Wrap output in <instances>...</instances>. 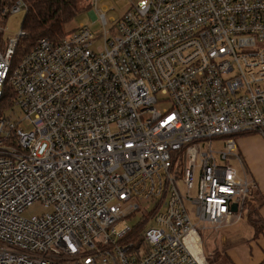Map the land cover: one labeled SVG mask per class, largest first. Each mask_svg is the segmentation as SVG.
<instances>
[{
    "label": "built area",
    "instance_id": "obj_1",
    "mask_svg": "<svg viewBox=\"0 0 264 264\" xmlns=\"http://www.w3.org/2000/svg\"><path fill=\"white\" fill-rule=\"evenodd\" d=\"M2 1L0 36L27 9ZM90 13L102 30L40 38L17 63L22 32L0 43V264H209L202 233L240 222L252 189L226 163L242 165L234 137H264V0Z\"/></svg>",
    "mask_w": 264,
    "mask_h": 264
},
{
    "label": "trees",
    "instance_id": "obj_2",
    "mask_svg": "<svg viewBox=\"0 0 264 264\" xmlns=\"http://www.w3.org/2000/svg\"><path fill=\"white\" fill-rule=\"evenodd\" d=\"M15 1L16 0H3L2 3L3 5H11ZM21 1L25 4L27 9L21 21L20 30L22 34L19 36L16 46L15 63H17L27 52L32 50L35 47L36 41L40 38L46 37L55 42L62 40L70 31H72V29L68 28V24L80 13L90 9L91 6V0ZM5 19L6 17L2 22L5 21ZM8 95H10L9 92L7 96ZM1 104L2 100L0 101V105ZM229 137H234V135ZM184 152L185 149H182L177 153L178 158L175 161V167L178 174H181L185 165L183 157ZM250 194L244 201L242 220H246V222L252 227L254 232L252 237L256 238L262 231V226L259 223L260 215L258 212L260 203L251 201L252 199L249 198ZM146 225L147 219L139 223L137 222L132 230L125 236L124 240L136 242L137 245L142 244V231ZM221 253V251L216 250V252L211 255L212 257H207L209 264H212L214 256H217V259L221 260L223 264H234L226 254L222 255ZM261 264H264V259Z\"/></svg>",
    "mask_w": 264,
    "mask_h": 264
},
{
    "label": "rangeland",
    "instance_id": "obj_3",
    "mask_svg": "<svg viewBox=\"0 0 264 264\" xmlns=\"http://www.w3.org/2000/svg\"><path fill=\"white\" fill-rule=\"evenodd\" d=\"M132 1L137 0H97L95 7L106 11L108 17L117 18L121 16L131 5ZM94 0H91V8L80 13L75 19H73L69 24L68 28L73 29L78 24L83 23L92 27L93 30H102V26L99 20L93 22V18L91 16V10H93ZM24 12L21 10L18 13H10L7 15L5 21L2 22L3 30L0 36V43L6 42L8 39L15 38L20 33L21 21L23 19ZM111 27V23L106 25V29ZM239 135L235 136L234 139L237 144V138H240ZM247 138V142L255 149H261V145L264 146V137L262 134L258 132H252L244 135ZM222 138H215L212 140L213 148L224 150ZM202 150H208V145L204 143L202 146ZM235 153L239 155L238 149H236ZM242 160V165L233 157H228L226 163L236 168L238 172L242 173L244 170L243 162H245V158L243 155H239ZM219 162L218 158H216ZM188 206V205H187ZM46 209L39 203H34L30 205L24 211V216L30 217L32 215H41L44 213ZM196 219L193 218V221ZM135 220H133L134 222ZM206 231V232H205ZM202 233L204 252L207 257H212L216 250L221 251L222 255L226 254V251L235 244H244L252 237V230L249 225L245 222V220H241L237 224H232L229 226H225L219 231L214 230H205ZM254 245L257 246V241H253ZM264 245V242H261ZM220 253V252H219ZM212 264H223L221 260L217 259V256L213 257Z\"/></svg>",
    "mask_w": 264,
    "mask_h": 264
},
{
    "label": "crops",
    "instance_id": "obj_4",
    "mask_svg": "<svg viewBox=\"0 0 264 264\" xmlns=\"http://www.w3.org/2000/svg\"><path fill=\"white\" fill-rule=\"evenodd\" d=\"M248 133L239 135L240 138H237L236 146L240 152L239 155L242 154L245 158V162H243L244 170L241 174H244L252 182L249 198H251L253 202L260 203L258 212L262 231L256 238L251 237V239L244 242V244L230 246L226 251V255L234 264H261L264 259V245L261 244V242H264V146L261 145V149L255 150L244 136ZM249 227L253 232L252 227L250 225ZM253 241H257V246L254 245Z\"/></svg>",
    "mask_w": 264,
    "mask_h": 264
},
{
    "label": "water",
    "instance_id": "obj_5",
    "mask_svg": "<svg viewBox=\"0 0 264 264\" xmlns=\"http://www.w3.org/2000/svg\"><path fill=\"white\" fill-rule=\"evenodd\" d=\"M1 1H2V0H0V5H1ZM232 207H233V209L235 210V209H236V204H232Z\"/></svg>",
    "mask_w": 264,
    "mask_h": 264
}]
</instances>
